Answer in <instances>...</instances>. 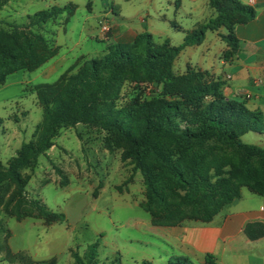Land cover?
I'll return each instance as SVG.
<instances>
[{
  "label": "rangeland",
  "instance_id": "rangeland-1",
  "mask_svg": "<svg viewBox=\"0 0 264 264\" xmlns=\"http://www.w3.org/2000/svg\"><path fill=\"white\" fill-rule=\"evenodd\" d=\"M0 4V32L21 43V51L13 49L16 63H27L25 70L15 71L0 84V163L6 169L24 144L39 142L55 114L56 101L69 103L65 90L71 76L93 80L87 62L103 58L107 41L98 34L92 9L98 14L111 0H0ZM54 8L70 9L35 24L37 14ZM164 43L154 41L153 46L158 49ZM131 45L128 51L143 54V45ZM45 55L49 59L34 68ZM63 55L68 59L64 67H54V73L46 69ZM176 61L171 65L157 61L149 70H125L91 103L92 110L115 118L135 135L158 124L163 104L172 102L161 80L167 69L185 89L190 72L200 73L194 77L198 85L209 83L199 76L205 72L180 68ZM5 70L0 56V72ZM209 100L199 101L202 105ZM198 104H186L174 123L185 130ZM260 134L249 133L243 140L264 147ZM158 149L165 162L148 161L151 186L126 141L85 124L61 129L55 145L20 172L23 186L3 169L0 264H187L173 257L166 245L164 231L173 227L162 221L165 208L180 203L186 192L168 166L188 182L204 174L219 183L233 176L243 185L259 180L264 164L217 134L190 143L165 139ZM190 222L196 221L179 226ZM94 244L98 257L90 260Z\"/></svg>",
  "mask_w": 264,
  "mask_h": 264
},
{
  "label": "trees",
  "instance_id": "trees-1",
  "mask_svg": "<svg viewBox=\"0 0 264 264\" xmlns=\"http://www.w3.org/2000/svg\"><path fill=\"white\" fill-rule=\"evenodd\" d=\"M209 2L217 13L216 17L187 33L183 44L179 47H172L170 42L166 41L161 46L156 45L161 47L157 49L153 46L152 36L142 34L132 43V45L144 46L142 55L128 51L130 45L117 43L107 46L105 55L101 60H89L87 65L92 70L93 80L87 81L82 76H71L70 85L65 90L69 103L63 102L62 99L56 101L55 114L51 118L49 126L41 134L39 142L24 144L17 156L11 159L6 169L0 163V176L4 174V169L19 186H23L20 172L35 164L41 155L46 154L55 145V139L61 129L76 127L79 124L93 125L105 131L114 132L120 139L126 141L132 147L137 164L150 186L152 174L148 161L154 158L156 161L165 162L158 149L160 141L165 139L190 143L201 140L209 134H217L226 142L235 145L241 151L247 152L251 157L264 164V147L247 144L243 140L247 134L252 132L264 134L263 113L249 110L246 102L226 98L223 94L225 84L221 81L212 80L208 73L199 76L207 77L209 83L198 85L194 77L200 73L190 72L189 88L185 89L181 86L179 78L170 69H167L161 76V80L172 102L163 104L158 124L145 126L138 135L132 133L126 125L118 123L115 118L92 110L91 103L98 96L105 94L122 72L125 70H149L157 61H164L171 65L187 47L202 44L210 31L214 32L226 28L227 33L221 36L229 47L224 58L231 60L236 56L241 50V42L236 35L235 28L239 24H247L253 21L256 17V10L239 0H209ZM69 9L54 8L50 11H43L36 15L38 20L35 24L46 21L55 17L57 13ZM12 45L14 46L12 47ZM21 46L18 40L0 32V56L3 59V65L6 67L4 73L0 72V84H3L6 78L15 71L27 68L25 62L16 63L18 58L13 49L16 47L21 51ZM40 50L47 53L42 45ZM49 57L50 55L42 57L39 62L37 61L34 68H38ZM11 63L15 66H10ZM206 97H210V100L201 105L199 100ZM191 101L199 102L198 112L190 115L187 128L183 130L174 123V118L179 116L183 107ZM168 168L176 174L179 185L186 191L185 195L180 197V203L165 208L162 221L170 227L179 226L186 221L212 222L226 206L231 205L241 197L243 188L264 197V172L259 180L246 181L241 185L236 183L233 176L225 182L219 183L211 181L204 174L200 175L197 180L188 182L182 173L178 172V169L172 166H168ZM245 232L252 241L263 238L264 224H249ZM97 247L96 244L92 245L90 260L98 257ZM185 263L192 264L187 260ZM204 264H217V259L214 255L208 254Z\"/></svg>",
  "mask_w": 264,
  "mask_h": 264
},
{
  "label": "crops",
  "instance_id": "crops-1",
  "mask_svg": "<svg viewBox=\"0 0 264 264\" xmlns=\"http://www.w3.org/2000/svg\"><path fill=\"white\" fill-rule=\"evenodd\" d=\"M239 1L253 7L256 17L236 26L241 42L236 56L231 60L224 58L229 47L221 38L227 29L221 28L208 32L202 44L187 47L176 63L180 68H198L212 80L223 82V92L228 98L246 102L249 110L261 111L264 116V0ZM216 15L209 0H111L110 6L104 4L98 14L92 9V19L98 20L99 26L106 23L111 26L110 33L102 38L107 46L131 45L139 35L150 34L157 43L168 41L172 47H179L187 33ZM59 61L62 62L55 66ZM67 61L65 55L59 56L46 69L54 73L53 69L64 67ZM259 136L263 138L264 134ZM256 223L264 224V197L243 188L241 197L226 206L212 222H190L164 231L166 245L173 257L193 264H204L208 254L216 257L217 264H264V237L252 241L245 232L249 224Z\"/></svg>",
  "mask_w": 264,
  "mask_h": 264
},
{
  "label": "built area",
  "instance_id": "built-area-1",
  "mask_svg": "<svg viewBox=\"0 0 264 264\" xmlns=\"http://www.w3.org/2000/svg\"><path fill=\"white\" fill-rule=\"evenodd\" d=\"M253 2H250V5H252ZM111 31V26L110 24L106 23L101 27V38H106V35H108Z\"/></svg>",
  "mask_w": 264,
  "mask_h": 264
}]
</instances>
